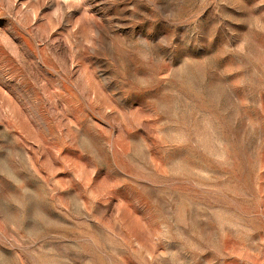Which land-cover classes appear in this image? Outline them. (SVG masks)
Listing matches in <instances>:
<instances>
[{"label": "rangeland", "instance_id": "1", "mask_svg": "<svg viewBox=\"0 0 264 264\" xmlns=\"http://www.w3.org/2000/svg\"><path fill=\"white\" fill-rule=\"evenodd\" d=\"M0 264H264V0H0Z\"/></svg>", "mask_w": 264, "mask_h": 264}]
</instances>
